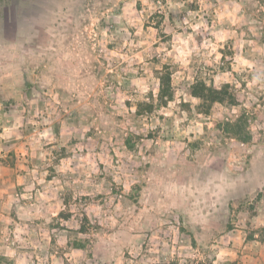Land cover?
Here are the masks:
<instances>
[{"label":"rangeland","instance_id":"obj_1","mask_svg":"<svg viewBox=\"0 0 264 264\" xmlns=\"http://www.w3.org/2000/svg\"><path fill=\"white\" fill-rule=\"evenodd\" d=\"M0 111V264H228L264 199L232 198L264 170V0H0Z\"/></svg>","mask_w":264,"mask_h":264},{"label":"crops","instance_id":"obj_2","mask_svg":"<svg viewBox=\"0 0 264 264\" xmlns=\"http://www.w3.org/2000/svg\"><path fill=\"white\" fill-rule=\"evenodd\" d=\"M1 113V111H0ZM7 114V113H6ZM6 127H9L6 125ZM5 127V131L6 128ZM5 142L10 143L12 141H15L16 138H13L12 133L5 132ZM21 136V134H20ZM21 143H29V140L23 139V136H21ZM1 147L4 149H11V146H7L5 144H1ZM26 148H28L26 146ZM23 150V149H22ZM26 150L25 152H27ZM10 169V168H9ZM257 169V168H256ZM254 170L256 173V176L252 175V180H250L249 183L244 184H237L236 185V191L239 195L236 193L233 194L232 198H238L243 196L242 190H244L247 193L254 192L256 189L263 190L264 187V170L260 171V174L257 172V170ZM264 169V168H263ZM0 181V186H1ZM8 187L12 184V178L11 176L8 177ZM240 185V186H238ZM239 190V191H238ZM241 193V194H240ZM8 204V203H7ZM53 204H56L53 200H51L48 205L51 206ZM62 204H65V201L61 200L60 209H62ZM45 205V204H44ZM11 206V205H10ZM46 206V205H45ZM44 206V207H45ZM23 207V206H22ZM28 212L32 208H28ZM256 212L251 215H245L244 219H246V222H243V224L239 225L236 224L235 227L228 233L227 238L229 239V243L227 247H224L225 249H221L220 254H224L222 256V259H226L228 261V264H264V235L261 237L259 236V229L255 230L256 228L253 227H259V225L264 224V199H261L258 203H256V208L254 209ZM59 214L56 213L55 215ZM3 216V215H2ZM248 219L250 223H248ZM261 223V224H260ZM248 224L251 225V227L248 229ZM52 251H48V253H51V264H70L66 263L63 256L58 255L59 247L54 245L52 247ZM76 251H81L80 258L78 260H75L74 262H71V264H78L79 262L82 264H95V263H89L87 260L89 259L87 255V250L85 247H73L70 251H67L65 255H75ZM85 263H84V262ZM87 261V262H86ZM109 262V261H107ZM100 264H111V263H105L100 262Z\"/></svg>","mask_w":264,"mask_h":264},{"label":"trees","instance_id":"obj_3","mask_svg":"<svg viewBox=\"0 0 264 264\" xmlns=\"http://www.w3.org/2000/svg\"><path fill=\"white\" fill-rule=\"evenodd\" d=\"M165 84H167V83L165 82V79H163L162 80V86H164Z\"/></svg>","mask_w":264,"mask_h":264}]
</instances>
